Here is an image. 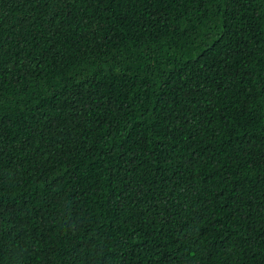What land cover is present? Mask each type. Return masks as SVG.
<instances>
[{"label": "trees", "instance_id": "trees-1", "mask_svg": "<svg viewBox=\"0 0 264 264\" xmlns=\"http://www.w3.org/2000/svg\"><path fill=\"white\" fill-rule=\"evenodd\" d=\"M0 264H264V0H0Z\"/></svg>", "mask_w": 264, "mask_h": 264}]
</instances>
